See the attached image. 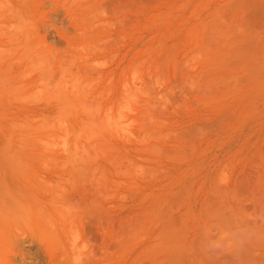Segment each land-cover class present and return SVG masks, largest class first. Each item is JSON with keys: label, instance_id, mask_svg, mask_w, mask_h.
<instances>
[{"label": "rangeland", "instance_id": "1", "mask_svg": "<svg viewBox=\"0 0 264 264\" xmlns=\"http://www.w3.org/2000/svg\"><path fill=\"white\" fill-rule=\"evenodd\" d=\"M0 264H264V0H0Z\"/></svg>", "mask_w": 264, "mask_h": 264}]
</instances>
